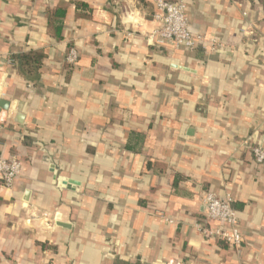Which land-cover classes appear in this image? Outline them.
Returning a JSON list of instances; mask_svg holds the SVG:
<instances>
[{"label":"crops","instance_id":"obj_1","mask_svg":"<svg viewBox=\"0 0 264 264\" xmlns=\"http://www.w3.org/2000/svg\"><path fill=\"white\" fill-rule=\"evenodd\" d=\"M184 1L191 50L156 41L155 0H0V157L22 163L0 264H264V8ZM207 192L233 198L240 246L202 237Z\"/></svg>","mask_w":264,"mask_h":264},{"label":"built area","instance_id":"obj_2","mask_svg":"<svg viewBox=\"0 0 264 264\" xmlns=\"http://www.w3.org/2000/svg\"><path fill=\"white\" fill-rule=\"evenodd\" d=\"M156 13L154 19L159 22L153 35L156 41L164 43L173 42L177 47L194 49L200 45L201 36L195 34L190 26V19L184 0L167 1L155 0ZM74 64L78 59V52L71 48L66 57ZM255 161L264 164V146H251ZM22 163L16 157L4 159L0 157V176L6 187H11L19 176ZM233 198L229 195L220 197L213 192L204 196V205L207 209L205 222L197 225L202 237L208 241H224L232 246H240L244 241L240 227V217L233 205ZM216 223V224H212Z\"/></svg>","mask_w":264,"mask_h":264},{"label":"trees","instance_id":"obj_3","mask_svg":"<svg viewBox=\"0 0 264 264\" xmlns=\"http://www.w3.org/2000/svg\"><path fill=\"white\" fill-rule=\"evenodd\" d=\"M172 1V0H167ZM264 8V0H259ZM67 12L66 5H59L56 8L49 9L48 14V31L58 39L63 37L64 18ZM44 55L36 51L22 52L13 57L18 62L20 70L23 74L32 76V79L39 78V71L42 67ZM129 147V145H128ZM131 148V146L129 147ZM224 242V241H219ZM225 244H228L225 242ZM115 264H141L140 262L117 261Z\"/></svg>","mask_w":264,"mask_h":264},{"label":"water","instance_id":"obj_4","mask_svg":"<svg viewBox=\"0 0 264 264\" xmlns=\"http://www.w3.org/2000/svg\"><path fill=\"white\" fill-rule=\"evenodd\" d=\"M8 106H9V101L6 100L0 101V108H8Z\"/></svg>","mask_w":264,"mask_h":264}]
</instances>
